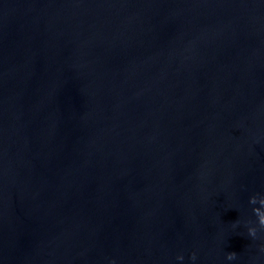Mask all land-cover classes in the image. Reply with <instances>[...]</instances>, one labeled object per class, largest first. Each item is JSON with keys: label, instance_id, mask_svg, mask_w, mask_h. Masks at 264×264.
<instances>
[{"label": "water", "instance_id": "1", "mask_svg": "<svg viewBox=\"0 0 264 264\" xmlns=\"http://www.w3.org/2000/svg\"><path fill=\"white\" fill-rule=\"evenodd\" d=\"M261 201L264 0H0V264H264Z\"/></svg>", "mask_w": 264, "mask_h": 264}, {"label": "clouds", "instance_id": "2", "mask_svg": "<svg viewBox=\"0 0 264 264\" xmlns=\"http://www.w3.org/2000/svg\"><path fill=\"white\" fill-rule=\"evenodd\" d=\"M250 203L255 204L256 203V199L255 197L250 198ZM261 203H264V201H261ZM254 213L256 214V216L258 217V223L259 226L261 228H264V214H260L258 209H253ZM236 225L233 224V227H235ZM248 233L251 237L255 238L256 234H257V229L255 227H249L248 228ZM236 258V253L232 252V253H228L227 255V259L228 260H233ZM178 260H183V256H178L177 257ZM191 259L194 261L196 259V254L193 253L191 256ZM112 264H115V262L113 261Z\"/></svg>", "mask_w": 264, "mask_h": 264}]
</instances>
